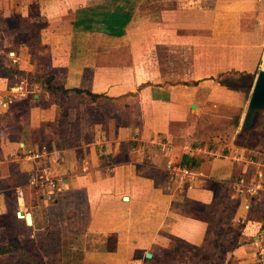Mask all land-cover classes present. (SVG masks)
Returning <instances> with one entry per match:
<instances>
[{
  "label": "crops",
  "instance_id": "0c3cea01",
  "mask_svg": "<svg viewBox=\"0 0 264 264\" xmlns=\"http://www.w3.org/2000/svg\"><path fill=\"white\" fill-rule=\"evenodd\" d=\"M131 1L0 0L1 16L43 30L35 40H16L15 58L0 55L2 63L53 73L64 88L103 94L115 107L101 119L86 92L53 93L28 76L0 72V99L17 94L0 104V244L15 239L9 226H23L16 240L31 245L28 264L57 259L48 256L53 250L46 239L53 237L60 239V264L69 246L83 251L81 264H142L176 238L208 242L209 223L184 206L211 204L226 189L227 199L238 202L230 223H242L231 264H264V221L250 218L264 185L241 196L236 182H257L264 160L235 140L223 143L222 119L232 116L216 109L224 77L255 80L262 66L264 0H203L195 29L180 25L191 10L187 0H179L175 21L169 15L176 10L158 7L149 20L143 0ZM116 8L130 14L121 35L103 28L104 14ZM181 30L198 32L188 38ZM33 43L41 44L39 53ZM23 82L21 95L15 88ZM185 156L198 166H183ZM34 175L43 179L35 184ZM19 210L31 213V225Z\"/></svg>",
  "mask_w": 264,
  "mask_h": 264
},
{
  "label": "rangeland",
  "instance_id": "374dc122",
  "mask_svg": "<svg viewBox=\"0 0 264 264\" xmlns=\"http://www.w3.org/2000/svg\"><path fill=\"white\" fill-rule=\"evenodd\" d=\"M136 0H133V2ZM159 2V5L157 3ZM143 0L138 1L141 5V8H143L145 14H147L149 20H152V10L156 9L158 7L168 10V7L171 8V12L176 10L177 7L183 6V2H180L179 0L170 2L168 0ZM132 2V1H131ZM132 2V3H133ZM137 2V4H138ZM189 3L190 9L185 12V20L181 22V27H185L184 25L188 26L187 29H195V26H199V21L201 19V15L203 18V9H199L200 7H203V0H187ZM136 3V2H135ZM163 11V10H162ZM168 13V12H167ZM178 14V11H177ZM180 16L170 14L169 17L172 18V20H176L175 17ZM147 18V17H146ZM180 18V17H179ZM37 23V20H34V24ZM184 23V24H183ZM177 23H174V26L176 27ZM37 26V25H35ZM179 27V26H178ZM18 28V29H17ZM32 26L30 21H27L18 16H11V18H4L0 15V50L3 49V53L0 52L1 57H4L6 60L11 61V59L15 58L14 54H11V52L15 51L14 48V42L18 39L24 40L28 39L29 41L35 40L33 36H36V39L38 38L39 33H43L38 28H34L31 30ZM186 28V27H185ZM183 29V28H181ZM181 35L189 36L191 33L198 32V30H181ZM31 33L33 34L31 37ZM37 33V34H36ZM190 38V37H188ZM8 41H11L10 43ZM36 43V42H35ZM33 43L34 50H37V53L41 51V44L35 45ZM40 43V42H39ZM43 50V49H42ZM42 63L45 65V61L42 58ZM1 61V58H0ZM233 77H238L237 79H225L223 78V86L224 91L223 93L218 94L217 96V107L216 109L219 110L218 112H222L225 115H230L231 118H224L222 119L221 127L224 128L225 133H223L222 138L224 139L223 143L230 144L234 140L239 141L241 138L243 139V134L245 135V140H250L251 147L249 152V155L256 154V158L264 160V120L259 122L258 127L256 130H247V131H241L240 123L239 126L236 127L237 120L241 117V110L246 107L247 100L251 93V88L253 86L254 81V75H238ZM241 95L245 98L243 101L241 98ZM90 99V98H89ZM212 100H209V102ZM78 99H74V104L78 108ZM114 105L107 101V100H101L97 102L96 110H98L101 114V119L105 118L109 112H114ZM106 113V114H105ZM242 111V116H243ZM230 121V122H228ZM236 130L238 132L236 133ZM230 131V132H229ZM249 131V132H248ZM254 149V151H252ZM245 156L247 154L245 153ZM251 169V168H250ZM223 193V190L220 191V194ZM225 200V198L223 199ZM228 201V200H227ZM232 205L237 206V202L235 200L229 201ZM231 204L229 206V203H223L220 209L218 210V213L213 214L212 216L216 218H224L225 221H218L215 220L214 223V229L216 225V230L218 234L213 233L212 237H214V240L209 241L208 243L203 244L201 247H196L195 249L190 248L188 251H182L178 254L169 255V262L171 264H214L221 256L223 250L228 248L230 245L234 243V238L239 230H241V221L236 222L235 225H231L230 223L226 222L227 219H229L230 216L233 215L236 207H231ZM254 209L251 210V213L256 212L257 210L260 213V215H264V193L260 196L259 201L254 205ZM255 216V213L253 214ZM227 218V219H226ZM14 229H16L14 227ZM218 237H217V236ZM70 239V238H69ZM216 239V240H215ZM13 240V239H12ZM71 240V239H70ZM8 241V240H7ZM68 241V238H67ZM18 242V239H17ZM22 248L13 249L10 252H7L5 254H0V264H28L26 261L29 259V255L27 254V247L31 248V245L29 244H22ZM183 248L181 244L176 243V241L173 242L170 248L179 247ZM43 250L45 247H41ZM51 248V247H50ZM29 249V248H28ZM32 249V248H31ZM54 250L53 248H51ZM60 250V248H59ZM67 251H73L74 253H68ZM49 257H56L57 259H53V262L50 264H60L61 262L58 261V259L61 258L60 254L56 253H50L48 255ZM85 254H83V251L79 249H72L70 246L64 248V264H81L83 261ZM160 259L158 264H164L162 258L163 254L160 252L155 259ZM154 259V260H155ZM154 260L147 261L144 260L142 264H157Z\"/></svg>",
  "mask_w": 264,
  "mask_h": 264
},
{
  "label": "trees",
  "instance_id": "16d2710c",
  "mask_svg": "<svg viewBox=\"0 0 264 264\" xmlns=\"http://www.w3.org/2000/svg\"><path fill=\"white\" fill-rule=\"evenodd\" d=\"M129 17H130L129 13L123 14V13H121L120 8H116L114 12H111V13L108 12V13L104 14V17L102 18L103 25H104L103 28H105V31H108L112 34L121 35L123 33L122 26H124L126 24ZM81 22H84V21L80 20V19H77L75 21L76 24H81ZM87 26H88V28H92V24L87 23ZM0 72L1 73L8 72L12 76H22V77L28 76V78H30L33 82H38V83L43 84L45 86V88L49 89L53 93L57 92L58 89H61L63 94H68L70 91H74L75 93L86 92L88 94V96L90 97V99L94 102H99V101L107 98L103 94L92 93L90 90H82L81 88H74L72 90H69L67 88H64L61 84H59L57 82L56 77L53 73H44V74H37V73H32V72L27 73L25 71L17 70L13 66L6 65L5 63H2L1 61H0ZM236 125H238V120L236 122ZM244 138H245V135L243 134V139L241 138L238 142L236 141L237 144L249 146L251 144L250 140L246 141ZM189 161H191V163H192V165L189 166V167H191V169H194L199 164V162H198L199 160H197L196 158L185 156L183 158L182 165L184 166V165L189 164ZM221 190H223V189H219V193L217 192V199H215V201L211 204H205V203L195 202V201H188L184 206V211L187 214L194 216V217H197V218H200V219H203L209 223L210 238H209L208 242L211 240H214L213 239L214 237H212L213 233L218 234L217 231L215 232L216 225H215V229H214L215 220L225 221L224 218L218 219L212 215L218 213V210L220 209V207L222 206L223 203L228 202L229 206L231 204L229 202L230 200L227 199V197H226L227 193L229 191L225 189L223 191V193L220 194ZM231 190L232 191L234 190L233 186H232ZM218 195H219V197H218ZM224 198H225V200H223ZM237 205H238V202H237ZM231 207L237 208L236 204L235 205L231 204ZM254 213H255V216H253ZM254 213L252 212L250 214V218L251 217L257 218L258 217L264 221V215L260 216V213L258 211L254 212ZM233 215H234V213H233ZM233 215L230 216L229 219L226 218L227 219L226 222L230 223L232 221ZM12 225L14 226V224H12ZM15 226H18V225H15ZM15 228L16 229H14V227L9 226V231L11 232L10 235H11V237H14L15 239L12 238L13 240L8 241L6 244H0V254H5L7 252H10L13 249L22 248L21 244L19 242H17V240H16V237H17L16 235L18 234V232L25 231L26 229L23 226L22 227L18 226ZM240 233H241V230H239L237 232V234L234 238V243L232 245H230L228 248H226L225 250H223L220 258L214 264H231L232 263L231 250H233V248L235 246H237ZM175 241H176V243L181 244L183 248H180V246L175 247V248H162L161 253L163 254L162 260H163L164 264H171L169 262V255L178 254L182 251H187V250L189 251L190 248L195 249L196 247H201V246L192 245V244L188 243L187 241L182 240L180 238H176ZM59 242H60V239L55 238V237H53L52 240L50 238L46 239V243L49 244V246H51V248L54 249L52 251V253H55L56 250H59V248H60ZM208 242H206V243H208ZM28 248L30 249V247H27V249ZM51 248H50V250H52ZM154 261L158 264L160 259L158 258V259H155Z\"/></svg>",
  "mask_w": 264,
  "mask_h": 264
},
{
  "label": "water",
  "instance_id": "95a60500",
  "mask_svg": "<svg viewBox=\"0 0 264 264\" xmlns=\"http://www.w3.org/2000/svg\"><path fill=\"white\" fill-rule=\"evenodd\" d=\"M264 114V61L261 68L258 70L253 86L251 88V93L247 102V108L243 116L240 128L241 131H247L252 129L257 122L261 119ZM18 217H24L27 224H32L31 213H25L24 210H19L17 212ZM148 257L152 256V253H147Z\"/></svg>",
  "mask_w": 264,
  "mask_h": 264
},
{
  "label": "built area",
  "instance_id": "2783aa9c",
  "mask_svg": "<svg viewBox=\"0 0 264 264\" xmlns=\"http://www.w3.org/2000/svg\"><path fill=\"white\" fill-rule=\"evenodd\" d=\"M15 89H16L15 92L20 91V94L23 95L22 90L24 91V89H25L24 88V82L18 84ZM15 96H17V94H15V93L3 96V98L0 99V104L3 106H6L8 103L12 102V100H13V98H15ZM169 167H171V166L169 165ZM41 179H43L42 175H34L32 178V182L36 184ZM257 179H258L257 182L255 181L253 183H247L243 179L236 181L240 195L241 196H244V195L251 196V195L257 194L258 191L261 190L263 185H264V174L262 171H258ZM52 184L54 186H56L55 182H53ZM19 194H22V191H19ZM246 207L249 208V204H247Z\"/></svg>",
  "mask_w": 264,
  "mask_h": 264
}]
</instances>
